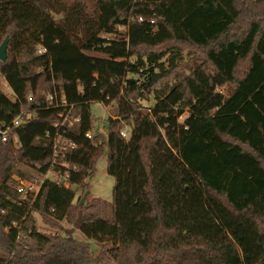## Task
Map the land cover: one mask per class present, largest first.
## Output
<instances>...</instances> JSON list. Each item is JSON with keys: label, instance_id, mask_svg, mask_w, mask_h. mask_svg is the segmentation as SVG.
<instances>
[{"label": "trees", "instance_id": "16d2710c", "mask_svg": "<svg viewBox=\"0 0 264 264\" xmlns=\"http://www.w3.org/2000/svg\"><path fill=\"white\" fill-rule=\"evenodd\" d=\"M6 37L0 264H264V0H0ZM56 137L74 188L23 199ZM106 151L112 202L76 203Z\"/></svg>", "mask_w": 264, "mask_h": 264}, {"label": "rangeland", "instance_id": "374dc122", "mask_svg": "<svg viewBox=\"0 0 264 264\" xmlns=\"http://www.w3.org/2000/svg\"><path fill=\"white\" fill-rule=\"evenodd\" d=\"M124 29V28H122ZM3 89L4 91L10 96V97H14L11 89H9L7 86L3 85ZM31 88L30 86H27V97H31ZM155 100L153 99V97L150 96V98L148 99V101H145L144 104L145 105H152L153 102ZM91 108H92V113H93V120H94V129L91 131L92 135L96 134V133H104L106 134V130H107V119L109 116V107H106L105 105H103L100 102H94L91 104ZM188 114V112H186L184 114L183 117H185ZM127 127H125L126 129ZM107 151L105 152V154L99 159L98 164H97V172L95 174V176L93 177V179L91 178V192L92 195L88 194L84 204L86 202H91L93 199H100L102 201L106 200L108 202H112L113 200V189L116 183L115 178L110 175L108 173L107 167H108V161H107ZM89 179V178H88ZM86 192V191H85ZM85 192H83V190H79L77 192V198H76V203L78 202L77 199H79L81 197V200L85 194ZM102 198V199H101ZM81 204V202H80ZM81 204V205H84ZM105 211H109L110 210L106 207H104ZM103 209V210H104ZM109 212H107L109 214ZM105 213V214H107ZM63 225L66 228H70L72 229L73 226L71 224H69L68 222H63ZM37 226L39 227L40 230L44 231V232H48V233H55L56 229L52 228L50 225H48L47 223L44 222L43 218L40 215H37ZM74 235L76 236V238L80 239V240H86L85 237L83 236V234L78 230L75 229L74 230ZM97 253V252H96Z\"/></svg>", "mask_w": 264, "mask_h": 264}, {"label": "built area", "instance_id": "2783aa9c", "mask_svg": "<svg viewBox=\"0 0 264 264\" xmlns=\"http://www.w3.org/2000/svg\"><path fill=\"white\" fill-rule=\"evenodd\" d=\"M5 86H7V83H4ZM32 97V95H31ZM31 97H28L29 99H31ZM53 98V97H51ZM23 121V113H21L20 115H18L13 122L10 125H3L2 127H0V138L2 139V141H8L9 139V135L13 129V127L15 125H19L21 124V122ZM63 125V123H62ZM58 127V133L60 132V124L56 125ZM129 127L127 126V128L122 130V135L124 137H128L129 136ZM87 137L91 138L93 135L90 132H88ZM60 144L59 138L56 137L54 140V151H55V156L53 158L52 161V167L46 172L44 173L42 176H37L34 179H27V178H23L21 176H14V181L15 184L17 186V191L18 193L21 195V197L23 199H32L34 200L37 195L39 194L42 184L46 179H53L55 181H57L58 183L64 184L65 187L67 188H74L75 185H73L72 183H70L68 181L69 177H70V171H67L65 174L58 172L56 170L53 169V166L55 164H57V158L56 155L58 153V146ZM70 147H75V144L73 143H69L68 141H64V144L62 146L63 150H68Z\"/></svg>", "mask_w": 264, "mask_h": 264}, {"label": "water", "instance_id": "95a60500", "mask_svg": "<svg viewBox=\"0 0 264 264\" xmlns=\"http://www.w3.org/2000/svg\"><path fill=\"white\" fill-rule=\"evenodd\" d=\"M9 38L6 37L4 41L0 44V60L6 61L8 57L7 48H8ZM89 181H91V178H89ZM90 190H87L81 200V204H84Z\"/></svg>", "mask_w": 264, "mask_h": 264}, {"label": "crops", "instance_id": "0c3cea01", "mask_svg": "<svg viewBox=\"0 0 264 264\" xmlns=\"http://www.w3.org/2000/svg\"><path fill=\"white\" fill-rule=\"evenodd\" d=\"M31 95H32V92H31Z\"/></svg>", "mask_w": 264, "mask_h": 264}]
</instances>
